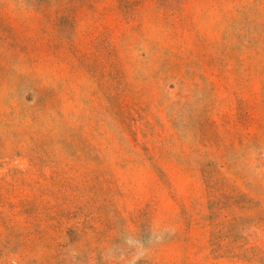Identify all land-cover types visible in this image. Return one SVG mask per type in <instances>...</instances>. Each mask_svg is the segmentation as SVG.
I'll use <instances>...</instances> for the list:
<instances>
[{
    "label": "rangeland",
    "instance_id": "1",
    "mask_svg": "<svg viewBox=\"0 0 264 264\" xmlns=\"http://www.w3.org/2000/svg\"><path fill=\"white\" fill-rule=\"evenodd\" d=\"M0 264H264V0H0Z\"/></svg>",
    "mask_w": 264,
    "mask_h": 264
}]
</instances>
